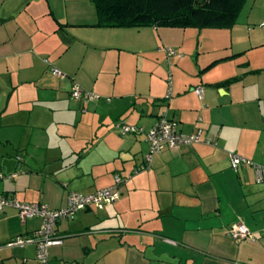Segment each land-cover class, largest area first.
<instances>
[{
	"label": "crops",
	"instance_id": "1",
	"mask_svg": "<svg viewBox=\"0 0 264 264\" xmlns=\"http://www.w3.org/2000/svg\"><path fill=\"white\" fill-rule=\"evenodd\" d=\"M98 19L94 0H0V128L20 126L26 111L64 107L77 138L85 121L94 133L88 148L87 130L73 140L57 128L62 147L38 133L34 152L0 171V194L59 209L70 192L124 177L115 203L56 224L62 243L46 263L28 243L1 248L0 264H264V185L251 165H231L232 154L264 165V0H247L231 28H115ZM74 85L96 97L73 98ZM162 114L202 140L164 147L136 171L149 151L145 132ZM121 124L143 131L124 134ZM235 222L253 239L231 238ZM40 226L39 217L2 209L0 245Z\"/></svg>",
	"mask_w": 264,
	"mask_h": 264
},
{
	"label": "built area",
	"instance_id": "2",
	"mask_svg": "<svg viewBox=\"0 0 264 264\" xmlns=\"http://www.w3.org/2000/svg\"><path fill=\"white\" fill-rule=\"evenodd\" d=\"M169 55L175 54L176 50L172 48L167 49ZM54 74L65 77V73L56 67L52 68ZM197 94L202 96V88H196ZM71 96L76 99L84 98L86 100H93L96 95L85 92L78 85H74L71 90ZM121 132L137 133L143 131L134 125L121 124ZM146 140L149 144V151L145 156V164L136 168V171L145 169L152 161L155 153L160 152L164 147L175 148L183 144L197 143L202 140L201 132L193 134L182 133L177 125V122L169 118L166 114H162L156 123L145 132ZM240 164H248L254 168L255 180L264 185V165L253 163L240 156L231 155V165L233 168H238ZM17 172L11 174L15 177ZM3 177V175H0ZM131 175L126 176L130 178ZM124 181V177L115 174L114 182L105 188L99 189L91 193L70 192L67 197V204L63 208L52 209L47 204L42 202H24L20 201L12 195L0 194V210L5 208H14L18 216L22 219H30L39 217L41 219V226L38 230L29 235H19L9 240L3 247L25 246L28 243L36 244L37 260L41 263L48 261V249L51 245L61 244L62 237L55 232L56 224L66 218H72L81 210L90 206L97 208H104L105 206L115 203L121 196L120 186ZM228 235L233 239H247L253 236L247 226L242 222H235L230 225Z\"/></svg>",
	"mask_w": 264,
	"mask_h": 264
},
{
	"label": "trees",
	"instance_id": "3",
	"mask_svg": "<svg viewBox=\"0 0 264 264\" xmlns=\"http://www.w3.org/2000/svg\"><path fill=\"white\" fill-rule=\"evenodd\" d=\"M247 0H94L97 25L231 28Z\"/></svg>",
	"mask_w": 264,
	"mask_h": 264
},
{
	"label": "rangeland",
	"instance_id": "4",
	"mask_svg": "<svg viewBox=\"0 0 264 264\" xmlns=\"http://www.w3.org/2000/svg\"><path fill=\"white\" fill-rule=\"evenodd\" d=\"M76 113L80 115L78 111H76ZM22 116H24L25 119L20 126H16V127L6 126L4 128L3 127L0 128V171L6 172V170L10 168L12 169L15 168L16 165L15 157L17 155H21V157L27 159L28 156L34 152L35 149L34 143L35 140L37 139L35 136H38V133L43 132L44 133L43 136L51 137L52 142L54 144H59L62 147V144L60 142L61 139L55 137V132L57 133L58 131L57 128L61 130L68 128L67 122L71 121L74 118V113L69 114L67 112V109H65L64 107H59V108L56 107L55 110H51L50 112L47 111L38 112L36 110V112L34 111V115L32 116H30L29 112L26 111ZM31 118H33V120L30 121ZM4 123L7 122L4 121ZM87 124L88 123L85 121L80 124V127L78 126L80 131L79 136H81L79 138L81 139H84L83 130L89 131L87 129ZM68 130L70 131V134H66L67 136L69 135V137L72 138L73 140L79 139L77 138L78 135L73 134V128L69 127ZM89 133L90 134H88L87 143H85L83 146L86 148H88L89 145L93 143L94 133L93 132L91 133L90 131ZM21 141L22 144H20ZM78 147L80 148L77 150V152L82 151L84 149L82 146L67 145L66 151L69 152ZM68 155L69 154H66V157Z\"/></svg>",
	"mask_w": 264,
	"mask_h": 264
}]
</instances>
